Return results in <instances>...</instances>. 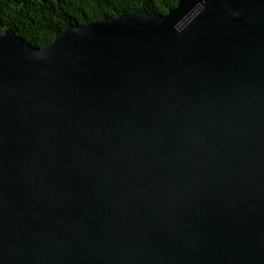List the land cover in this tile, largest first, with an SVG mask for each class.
<instances>
[{"label": "water", "instance_id": "water-1", "mask_svg": "<svg viewBox=\"0 0 264 264\" xmlns=\"http://www.w3.org/2000/svg\"><path fill=\"white\" fill-rule=\"evenodd\" d=\"M0 264H264V0L0 33Z\"/></svg>", "mask_w": 264, "mask_h": 264}, {"label": "trees", "instance_id": "trees-1", "mask_svg": "<svg viewBox=\"0 0 264 264\" xmlns=\"http://www.w3.org/2000/svg\"><path fill=\"white\" fill-rule=\"evenodd\" d=\"M178 0H0V33L12 29L35 47L52 41L56 31L139 11L166 14Z\"/></svg>", "mask_w": 264, "mask_h": 264}]
</instances>
